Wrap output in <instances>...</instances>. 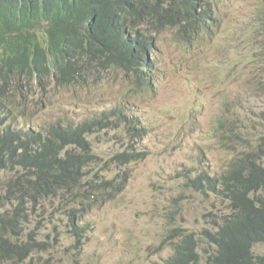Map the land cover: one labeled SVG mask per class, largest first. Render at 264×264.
<instances>
[{
    "label": "rangeland",
    "instance_id": "374dc122",
    "mask_svg": "<svg viewBox=\"0 0 264 264\" xmlns=\"http://www.w3.org/2000/svg\"><path fill=\"white\" fill-rule=\"evenodd\" d=\"M263 11L264 0H222L215 5L217 23L200 39L189 43L175 31L157 33L159 70L148 89L134 87V82L117 84L116 78L109 85L93 74L94 91L39 93L46 102L36 122L67 124L105 114L112 127L90 137L98 163L90 166L85 186L66 198L67 190L63 197L42 201L23 221L25 233L20 238L40 234V240H49L45 251L33 254L32 261L16 263L14 259L1 264H158L171 254L164 242L170 229L199 232L227 212L226 201L213 192L196 190L189 181L200 173L218 175L235 154L231 139L217 132L220 119L235 116L239 109L243 125H233L239 130L264 110V93L257 92L264 91V65L252 54L258 47L257 36L264 31L258 22ZM120 107L145 132L139 130L133 136L128 124L119 119ZM256 120L243 128L240 139L235 138L238 150L260 151L254 149L259 141L248 136L250 132L264 137V120ZM123 152H141L144 157L127 164L114 161ZM19 170L0 171V196L9 181L20 175ZM124 176L125 187L97 204L96 193L87 191L90 182L120 183ZM17 203L2 205L8 207L0 209V216ZM88 203L91 206L79 212L88 224L81 249L84 241L78 244L71 233L66 209L70 204L75 208ZM18 230L21 233L19 226ZM76 246L80 252L65 250ZM254 252L264 254V243L256 244Z\"/></svg>",
    "mask_w": 264,
    "mask_h": 264
},
{
    "label": "trees",
    "instance_id": "16d2710c",
    "mask_svg": "<svg viewBox=\"0 0 264 264\" xmlns=\"http://www.w3.org/2000/svg\"><path fill=\"white\" fill-rule=\"evenodd\" d=\"M220 1L0 0V171L22 169L9 181L0 205L19 203L25 196L37 198L33 204H39L45 198L63 197L65 190L66 198L76 188L82 189L90 166L98 163L90 137L112 127L105 114L68 124L61 120L50 125L36 122V115L45 106L41 104L46 102L39 93L51 96L52 92L76 88L94 91L93 74L109 85H114L112 80L116 78L117 84L134 82V87H153L159 70L157 33L175 31L189 43L196 41L217 23L214 10ZM148 16L145 30L142 26ZM258 22L264 27V16ZM263 37L264 31L257 40ZM262 50L252 52L253 56L262 57ZM118 114L122 124H128L132 135L138 136L140 129L135 128L126 110L120 107ZM257 118L264 120V110L243 128H250ZM218 122L223 133L233 132L241 138L243 128L235 130L236 122ZM255 139L264 141L261 136ZM263 156L264 149L256 155L242 150L217 176L202 174L195 178L193 183L200 192L206 190L226 198L230 208L221 218L222 225L204 227L199 232L172 228L164 239L171 254L158 264H264V254H255L253 249L255 244L264 243ZM141 157V152H123L116 154L114 161L127 164ZM258 163L260 169L256 168ZM226 170L233 175H225ZM126 183V176L122 183L109 179L90 182L87 191L111 196ZM208 185L212 191L206 189ZM78 211L86 210L80 207ZM74 212L79 214L77 209ZM18 213L16 209L9 216L7 210L0 216V235L7 228L20 233L19 219L11 223ZM68 215L74 218L71 210ZM8 220V227H4ZM76 227L73 222L72 232L80 240L82 233ZM7 253L9 246L5 250L0 246V264L15 259ZM19 255L23 260L26 251Z\"/></svg>",
    "mask_w": 264,
    "mask_h": 264
},
{
    "label": "bare ground",
    "instance_id": "6f19581e",
    "mask_svg": "<svg viewBox=\"0 0 264 264\" xmlns=\"http://www.w3.org/2000/svg\"><path fill=\"white\" fill-rule=\"evenodd\" d=\"M211 3V2H210ZM123 16V15H122ZM149 18H150V16H148L146 19H145V22L143 23V26H142V29H145L146 27H147V25H148V22H149ZM163 28V27H162ZM171 28V27H170ZM165 29V28H164ZM182 29V28H181ZM145 30H147V29H145ZM178 30V29H177ZM262 30H263V28H262ZM262 30H261V33H262ZM159 33V32H158ZM151 36V35H150ZM255 45H258V47L253 51L254 52V54H255V52H259V51H261V49L263 48V50H262V57H260L259 58V62L263 65L264 64V37H263V40H257L256 41V43H255ZM157 63H158V61H157ZM154 80V79H153ZM154 82V81H153ZM136 87H137V85H136ZM151 86H143L142 88H139V89H148V88H150ZM129 115V114H128ZM130 116V115H129ZM18 117V116H17ZM68 124V123H67ZM26 125H28V124H26ZM250 135V138L251 139H253V140H256L255 139V137H256V134L255 133H248V136ZM256 141H259V143H254V149L256 150H262V149H264V141L262 140V139H260V140H256ZM257 146H260V147H258L257 148ZM253 152H254V150H253ZM255 153V152H254ZM255 155H256V153H255ZM262 166L260 165V163H258V165L256 166V168L257 169H260ZM18 168V167H17ZM245 168H242V169H240V171L237 173V174H239L240 172H242L243 170H244ZM16 171V170H15ZM202 174H205V173H200L199 175H202ZM229 174H232L233 175V172L232 171H225V175H229ZM199 175H197V176H199ZM208 176H212V175H209V174H207ZM235 175V174H234ZM196 176V177H197ZM215 176H217V175H215ZM195 179H193V180H190L189 181V183H191L192 185H193V187L196 189V190H198L196 187H195V185H194V183H193V181H194ZM120 183H122V182H120ZM122 186V185H121ZM207 190H209V185L207 186V188H206ZM206 191V190H205ZM205 191H202L203 193H205ZM209 191H212V190H209ZM95 192H96V190H95ZM100 192V191H99ZM96 194H97V196H96V198L98 199L97 201H96V204L98 203V201H101V199L103 198V197H105V196H107V193H104L103 195H98L99 193H98V191L96 192ZM213 194L217 197V198H219V199H221V200H224V201H226V203H227V206H228V209L230 208V203H229V201L226 199V198H222V197H219V196H217V194H215L214 192H213ZM58 197H60V196H58ZM53 198H57V196L56 197H53ZM22 199H24V200H26V202H21V200ZM37 198H35V197H29V196H25V197H22L21 199H20V201H19V203H17V205H14L12 208H9V216L17 209V210H19V213H18V215H16L15 217H13V218H11V223H13V222H15V221H17V219H19V221H20V224H18V226L21 228V233H15V232H17V231H9V228H7V229H5V230H3V234H1L0 235V246H1V248L2 249H6L8 246H9V253H7V256H10V257H13V258H15L16 260H15V262L16 263H24V260L26 259V258H28V260L29 259H32V258H34L33 256H32V254H35V253H40V252H42V251H45V249H46V247H47V245L49 244V240L48 239H45V240H40V234H38L36 237H33L34 236V234H36V233H31V234H27L26 236H23V237H21L20 238V235L22 234V233H25V225H24V223H23V221L25 220V219H27V218H30V215H31V209H33V208H35V206H37V205H40V204H42V203H39V204H36V205H33V202L36 200ZM45 199H49V198H45ZM218 199V200H219ZM60 200H63V199H60ZM64 201V200H63ZM102 201H104V199L102 200ZM64 203H66V204H68V202H67V200H65L64 201ZM72 204H70L69 205V207H68V209H66V212L67 211H69V210H71L72 212H73V214H74V218H71V217H69V215H68V212H67V217H68V220H69V222H71V223H75L76 225H77V227H76V231L77 232H79V233H82V236H81V238H80V240H78L77 239V242H78V244H79V242L81 241V240H85V236L87 235V232H88V230H87V227H88V224L85 222V219H86V217L82 214L81 215V217H80V215L78 214V213H76V212H74V209H75V211H76V209H77V212H80V211H78V208H80V207H75L74 208V206H71ZM1 207H0V209H2V208H6V207H8V206H2V205H0ZM86 205H84V206H82L83 207V209H84V207H85ZM23 207H25V209H23ZM22 212H24L25 214H23ZM232 212H235L234 211V209H233V211ZM224 214H226V211L221 215V217H219V220H220V222H215L212 226H219V225H222L223 223H222V221H221V218H222V216L224 215ZM85 217V218H84ZM76 221V222H75ZM8 222H9V220L7 221V223H6V225L4 226V227H8ZM71 226V233L74 235V233L72 232V225H70ZM1 229V228H0ZM186 229H188V228H186ZM171 230V229H170ZM7 235H9V237H10V239L8 238V236ZM75 236V235H74ZM75 238H77L76 236H75ZM85 244V241L83 242V244H82V246H81V249H82V247H83V245ZM86 244H88V243H86ZM38 245H40L41 247L40 248H38ZM256 245V244H255ZM254 245V246H255ZM77 248H71V247H69V248H67V249H65L67 252H75L74 251V249H76V252H80L81 251V249H79V247L78 246H76ZM254 249V248H253ZM26 251V256H25V258L22 260L21 258H20V255H19V252L20 251ZM79 258V257H78Z\"/></svg>",
    "mask_w": 264,
    "mask_h": 264
},
{
    "label": "clouds",
    "instance_id": "9594fccd",
    "mask_svg": "<svg viewBox=\"0 0 264 264\" xmlns=\"http://www.w3.org/2000/svg\"><path fill=\"white\" fill-rule=\"evenodd\" d=\"M216 23H214V25H215ZM211 28H212V26H211ZM207 33V32H206ZM200 39V38H199ZM198 40V39H197ZM254 73H255V71H253ZM239 109H236V113H235V116L234 115H231V116H229V115H226L225 117H224V119L226 120V121H234V122H239L241 125H243L242 124V122H241V120L240 119H238V114H237V111H238ZM130 117H131V115H130ZM132 120H133V124L135 125V128H137V129H140V130H142V129H145V128H139L138 126H137V124H136V120H135V117L132 115ZM146 130V129H145ZM219 134H220V136L222 137V138H225L227 141H230V139H231V142H232V147L231 148H234V149H236V152H235V154L234 155H237L238 153H240L242 150H238V147H236V146H234V144H236L237 143V141H235V138H238V139H240L239 138V136L236 134V133H233V132H228V133H223L222 132V130L220 129V130H218L217 131ZM233 155V156H234ZM232 157V156H231ZM230 157V158H231ZM196 232V231H195Z\"/></svg>",
    "mask_w": 264,
    "mask_h": 264
}]
</instances>
